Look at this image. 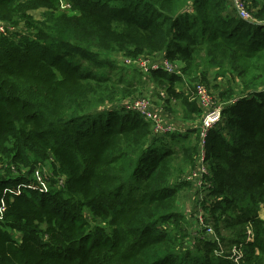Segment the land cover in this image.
Returning a JSON list of instances; mask_svg holds the SVG:
<instances>
[{"label": "trees", "instance_id": "1", "mask_svg": "<svg viewBox=\"0 0 264 264\" xmlns=\"http://www.w3.org/2000/svg\"><path fill=\"white\" fill-rule=\"evenodd\" d=\"M230 7L0 0V19L26 28L0 34V264H264V0L249 8L254 20ZM41 8L43 18L33 17ZM114 54L180 61L206 85L210 68L240 75V95L219 93L223 120L204 136L202 223L178 203L199 189L186 178L202 131L160 136L126 106L144 80L166 87L171 105L176 94L183 119L200 116L194 83L183 91L174 85L183 77L163 68L129 78ZM49 161L45 188L35 174Z\"/></svg>", "mask_w": 264, "mask_h": 264}, {"label": "rangeland", "instance_id": "2", "mask_svg": "<svg viewBox=\"0 0 264 264\" xmlns=\"http://www.w3.org/2000/svg\"><path fill=\"white\" fill-rule=\"evenodd\" d=\"M228 2L231 4V7H230L231 13L232 14L234 13L240 19L247 20V19H250V17L247 14H242L240 12V10L238 9V6L242 7L243 4L246 3V5L248 4L249 8L252 9L251 11L257 10V8L254 7V0H239V1L228 0ZM69 7L70 6L66 2L62 1V6H60V8L62 10H69ZM44 11H45V9L41 8L39 10L32 11L31 14L33 17H35L37 19H42L44 16L43 15ZM238 12H239V14H238ZM252 13L253 12H250V14L253 17ZM260 23H261V21H260ZM0 26L3 27V30L10 36H12L13 34H16V33H20L26 29L23 22L20 23L19 25H14L12 22L2 20V19H0ZM111 58H112V60H114L115 64L119 67V70L128 72L127 76L129 78H132V77H135L137 75V73H141L143 66L148 67V66L152 65L151 63L154 64L155 61H157L158 59H160L162 57L158 56L157 59L151 60L150 58L141 56L139 59L133 60V59L125 58L123 54H114L113 56H111ZM244 59H245L244 57L239 58V60H244ZM146 62L148 63L147 66L145 64ZM159 62H161V61H159ZM175 64L180 69L179 72L175 73V75H181L183 78L181 81L175 80L174 85L176 87L177 86L180 87L183 91L188 92V90L190 89V83L193 82L194 83V86H193L194 87L193 88L194 99H196V97H195L196 96L195 85L197 83L202 82L201 84L206 88L207 94L209 95V97L211 99V101H209V105L212 107V109L223 108L227 105V102L223 101L220 98L219 93L221 91H225L226 89L228 90L229 88L232 87L236 91V96L240 95V93H238L237 90L241 86L242 79H241L240 75L238 74V72H235L228 67H220V68L217 67V68H210L209 70H206L207 75H208V81H209L208 84L206 85V83L203 82V80H200V79L194 80V77H198L199 73H196V74L191 75V76L188 74H184V73H182V69H181V67L183 66V63L180 61H177ZM242 64L244 65L245 62L243 61ZM258 64H259V60L257 58L250 59L247 63L246 69L249 70L250 74H254V69ZM157 69H159V68H155L153 70H157ZM151 70L152 69H149L148 71L146 70L147 71L146 73L150 72ZM140 77L138 79H140ZM196 80H198V81H196ZM135 81H137V80H135ZM199 81H201V82H199ZM165 83L167 84L168 82L166 81ZM203 83H205V84H203ZM135 94L136 95L133 98L129 99L126 103L128 104L131 100H138V99L148 100L150 102V104L157 110V113L159 115V121H160L161 125L163 127H166L168 130H176V129L179 130L178 124L180 122L184 123L185 119H183L181 116V108H180L179 101L176 98L177 97L176 94L171 95L172 96V105L170 103L166 102V99L169 96L166 87L160 85L159 83L150 84V81L144 82V80H142L140 83H138V90ZM121 103H122V100H119L117 102L118 105ZM167 106L170 107L171 110H168V108H166ZM158 107L164 109V112L162 111L163 112L162 113L161 111H159ZM200 107H202V106L200 105ZM205 112L206 111H203L202 115H200V116L194 115V116H192V118L187 119L188 123H190L191 125H193L197 129H199V128L201 129V125L202 124L205 125V119H206V115H205L206 113ZM164 115H168V117L166 118V116H164ZM220 115H221V118L215 124L210 122L209 126H207V125H205V126L208 127V129H211L216 124L220 123L223 120L222 114H220ZM177 120L180 122H176L174 125L173 122H175ZM202 129H204V128H202ZM49 163H50V161L46 162L40 169L37 170V172L35 174V176L38 179V182L45 188H47L49 186V182L47 180H45L44 177H47L49 174H52L51 177H53V173H54V170L49 165ZM190 177H191V174L186 179L189 180ZM196 183H197V181H196ZM197 185H198V183H197ZM198 187H199V189L198 188L197 189L199 190V192H198V195H196V196H195V193L191 190H184V191L180 192L178 195V203H180L182 208H186L185 205H187V208L189 209V211H191L196 217H199L200 215H203L205 213L201 209L199 204H200V201L205 197L206 191L202 186L198 185ZM260 214H261L262 218L264 219V208L261 209ZM197 227H198L197 225H193V228H192L193 233H196Z\"/></svg>", "mask_w": 264, "mask_h": 264}, {"label": "built area", "instance_id": "3", "mask_svg": "<svg viewBox=\"0 0 264 264\" xmlns=\"http://www.w3.org/2000/svg\"><path fill=\"white\" fill-rule=\"evenodd\" d=\"M235 1H239V0H235ZM237 3V2H236ZM238 9L240 10V12L242 14H247L250 19L247 20H253L254 18L252 17V15L250 14L249 7L248 4L246 5L243 4L242 7L238 6ZM239 14V12H238ZM0 34H7L4 30L3 27L0 26ZM161 61V62H159ZM146 66L148 65V63H145ZM152 65L145 67L143 66V69L149 70V69H155V68H163L165 69L167 72L169 73H177L179 72V68L176 66L175 63L171 62L168 59H158L157 61L153 63H151ZM196 88V99L198 101V103L202 106V108L205 109V115H206V119H205V125L209 126L210 122L212 123H216L220 118L222 114V110L223 108H215L212 109V107L209 105V101H211L209 95L207 94V90L206 88L201 84V83H197L195 85ZM128 109H131L133 111H137L139 112L142 117L144 118V120L150 122L152 124V130L155 134L163 136L166 135L168 133H172L175 132V130H168L166 127H163L159 121V115L157 113V110L150 104V102L148 100L145 99H138V100H131L127 105ZM205 125H201V129L200 131H202V138H201V154L199 157V162L197 164V167L194 168L193 170L190 171L189 175L187 176V178L190 176V180L192 181H197L198 185L202 186L204 183H202V175L207 173L208 168L207 165L205 164V160H204V136L206 134V132L208 131V127H206ZM204 128V129H202ZM21 189V187H19V190ZM0 213H2V209L0 210ZM199 221L200 223L203 222L202 220V215H200L199 217ZM207 232L209 234H213V230L212 229H208ZM196 233H197V229H196ZM232 258L234 259L235 262H239L240 258L242 257V251L241 248H234L233 252H232Z\"/></svg>", "mask_w": 264, "mask_h": 264}, {"label": "crops", "instance_id": "4", "mask_svg": "<svg viewBox=\"0 0 264 264\" xmlns=\"http://www.w3.org/2000/svg\"><path fill=\"white\" fill-rule=\"evenodd\" d=\"M158 110L159 111H163L164 112V109H162V108H160V107H158ZM162 112V113H163ZM168 114V113H167ZM164 116H166V118L168 117V115H164ZM181 116H182V113H181ZM183 118V117H182ZM184 121V120H183ZM176 122H180V121H175V122H173V124L175 125V123ZM181 123V122H180ZM178 124V127H179V130L178 129H176L175 130V132H182V133H184V132H186L188 129H191L192 127H194L193 125H191L190 123H188V120L187 119H185V121H184V123H181V124ZM177 127V128H178ZM193 192L195 193V196L196 195H198V192H199V190L197 189V187L196 186H194V188H193ZM185 207L187 208V205H185Z\"/></svg>", "mask_w": 264, "mask_h": 264}]
</instances>
